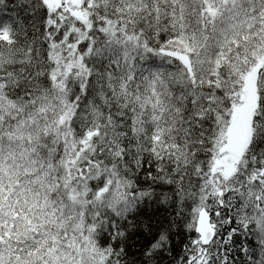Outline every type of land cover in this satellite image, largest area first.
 <instances>
[{"label":"snow or ice","instance_id":"1","mask_svg":"<svg viewBox=\"0 0 264 264\" xmlns=\"http://www.w3.org/2000/svg\"><path fill=\"white\" fill-rule=\"evenodd\" d=\"M0 264H264V0H0Z\"/></svg>","mask_w":264,"mask_h":264}]
</instances>
